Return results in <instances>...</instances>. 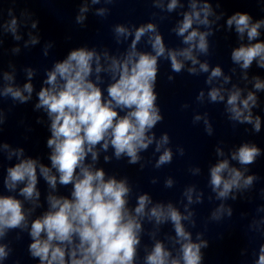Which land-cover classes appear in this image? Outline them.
Instances as JSON below:
<instances>
[{
    "label": "clouds",
    "instance_id": "clouds-1",
    "mask_svg": "<svg viewBox=\"0 0 264 264\" xmlns=\"http://www.w3.org/2000/svg\"><path fill=\"white\" fill-rule=\"evenodd\" d=\"M98 3L99 0H92ZM177 6V0H171L168 10ZM193 11L184 15L183 22L176 30L177 35L183 36V42L190 45L179 50H167L162 37L156 34V26L147 24L135 30L134 39L127 56L123 60L113 58L107 71L112 74L113 83L107 88L108 99L103 98V93L90 79L93 72L92 62L95 58V72H101L100 57L86 48L72 50L66 59L57 62L53 70L48 73L46 84L50 87L42 88L39 92V103L36 107L44 108L51 119V138L47 146L52 149L50 156L52 168L59 173L61 185L73 184L71 199L49 195L47 197L49 210L40 218L31 223L30 253L40 259V264H133L137 245L140 243L141 231L140 218L146 215V205L150 203L147 195L138 197L134 213L127 207L126 197L130 188L126 180H117L114 177L105 180L102 169L93 170L90 165H85L84 160L90 153L93 161L98 157L95 147L102 142V148L107 150L109 145L114 148L117 159L122 155L129 158V163L140 161L139 153L147 150L155 140L151 130L163 117L156 104L157 94L154 91L158 72V58L165 57L171 62L172 71L179 73L184 67L183 60L198 63L193 56V48L207 53V33L192 30L184 35L194 20L207 24L210 6L205 4L200 11H196L195 2L191 5ZM87 8H81V12ZM201 11L204 19H200ZM99 14H103L100 10ZM83 15L77 17L82 22ZM231 27L235 25L237 33L241 36L247 31L251 41L259 36L258 29L264 21L251 23L247 14L236 13L227 20ZM16 20L10 24L11 31L15 32ZM118 35H127L128 31L122 26L115 29ZM146 33H154L150 37V44L155 55L136 51V44ZM198 43H193L197 41ZM33 43H36L33 40ZM232 60L239 63L243 69H248L252 62L259 57L258 64L264 68V43L250 46H241L232 51ZM183 58L181 60L180 58ZM200 70L208 72V64H200ZM195 73V68L189 69ZM31 75V73H29ZM222 75L221 69H212L208 78ZM10 79V77H8ZM99 80V76H97ZM171 79V77H170ZM227 80V77L225 78ZM256 89H264V82L258 78ZM32 85L25 84L24 91L29 96H24L21 90L7 87L5 95L11 94L14 99L25 102L30 98ZM203 92L198 99L203 98ZM212 102L222 101L224 97L220 90L213 88L208 93ZM240 91L237 89L228 96V111L232 114L230 119L240 123H253L250 106L256 104V97L249 93L247 98L240 101L243 107L238 106ZM251 102V105H250ZM127 110L123 116L117 109ZM248 110V115L244 111ZM200 116L195 117L199 121ZM206 131L211 134V126L207 119L204 121ZM255 131H260V118L254 122ZM169 143V136L164 134L156 142V152H160ZM7 147V145H5ZM22 152V150H20ZM181 155L183 150H180ZM222 154V153H221ZM171 149L164 148L156 162V167L172 161ZM260 150L254 145L244 144L232 154V159L241 165L254 163ZM109 158L105 157L107 161ZM38 161L33 159L21 160L14 167L7 170L6 187L14 190L17 183L26 182L20 190V195L26 200L37 201L40 193L37 185ZM52 168L39 164V171L49 186L53 189L57 185V176L52 174ZM77 170L79 173L77 174ZM224 173H227L225 177ZM211 185L217 191L218 198H227L234 189L247 188L252 185L254 176L243 177L241 171L229 166L228 160H222L210 169ZM242 181V183H241ZM168 186L172 181L168 180ZM192 190L189 189L188 193ZM191 203L192 197L189 194ZM224 211L223 205L215 213L213 219H219ZM149 220L155 219L157 224L171 220L174 224L177 237L184 241L181 244L180 258H171V253L160 242L155 243L152 251L146 257V264H200V248L206 246L191 242L190 234L181 224V214L169 204L166 208L157 204L147 213ZM231 215V209H228ZM27 227L26 215L20 200L12 196H0V237L6 235L10 229ZM78 241V243L76 242ZM6 245H0V260L8 256ZM66 250L69 259L66 261ZM256 264H264V246L260 248L259 259Z\"/></svg>",
    "mask_w": 264,
    "mask_h": 264
}]
</instances>
